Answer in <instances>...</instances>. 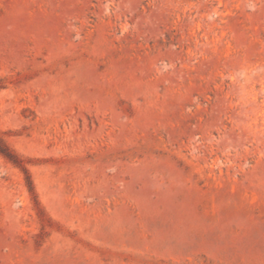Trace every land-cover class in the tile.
<instances>
[{"label": "rangeland", "instance_id": "374dc122", "mask_svg": "<svg viewBox=\"0 0 264 264\" xmlns=\"http://www.w3.org/2000/svg\"><path fill=\"white\" fill-rule=\"evenodd\" d=\"M0 264H264V0H0Z\"/></svg>", "mask_w": 264, "mask_h": 264}]
</instances>
